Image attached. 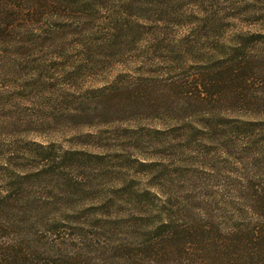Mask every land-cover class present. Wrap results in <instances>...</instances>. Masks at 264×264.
Segmentation results:
<instances>
[{"label": "rangeland", "instance_id": "1", "mask_svg": "<svg viewBox=\"0 0 264 264\" xmlns=\"http://www.w3.org/2000/svg\"><path fill=\"white\" fill-rule=\"evenodd\" d=\"M237 46L255 68L230 94L212 75ZM259 97L264 0H0V241L37 236L38 207L73 228L160 207L252 222Z\"/></svg>", "mask_w": 264, "mask_h": 264}, {"label": "trees", "instance_id": "2", "mask_svg": "<svg viewBox=\"0 0 264 264\" xmlns=\"http://www.w3.org/2000/svg\"><path fill=\"white\" fill-rule=\"evenodd\" d=\"M237 47L228 53L227 59L219 61L212 75L214 82L225 85L230 94L236 90L233 85L248 86L250 77L243 74L248 70L254 73L255 68L253 56H244ZM228 93L223 94L225 100L232 98ZM243 99L233 98V101ZM260 99L247 100L245 106L258 108L262 102L264 106V98ZM257 116L264 119L263 114ZM249 124L256 123L246 121L242 126ZM58 168L50 170L41 166L34 173L39 177ZM247 199L254 219L242 223H218L205 212L197 218L188 212L175 213L160 207L152 211V218L151 211H142L139 219L98 221L73 228L65 224L64 218L56 220L71 213L60 215L50 207H38L37 236L28 225H18L20 239L0 241V264H264V193L247 195ZM0 211L12 212L9 207H0ZM30 211L23 207L18 213L24 217ZM245 215L230 211L231 219H242ZM49 217L57 223H48L47 227L45 221ZM175 217L180 223L175 222ZM59 222L62 224L58 225ZM114 238L118 239L107 241Z\"/></svg>", "mask_w": 264, "mask_h": 264}]
</instances>
